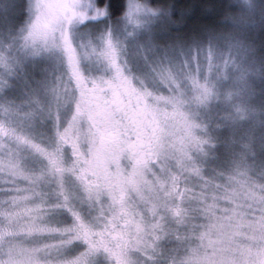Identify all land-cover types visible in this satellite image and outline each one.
I'll return each mask as SVG.
<instances>
[{"label": "snow or ice", "instance_id": "obj_1", "mask_svg": "<svg viewBox=\"0 0 264 264\" xmlns=\"http://www.w3.org/2000/svg\"><path fill=\"white\" fill-rule=\"evenodd\" d=\"M114 11L123 12L133 38L161 15L147 0H116L111 7L95 0H30L28 23L0 47V92L21 67L15 52L55 53L63 66L56 84L45 88L54 109L38 93L21 104L0 103V241L24 235L40 242L29 264L54 256L59 264H94L101 256L109 264H134L133 254L156 264L161 241L173 238L177 252L198 243L197 264H264V181L246 172L205 177L195 162L210 138L186 108L207 106L217 96L213 50L181 48L149 61L144 53L154 51L140 45L150 71L133 75L122 55L125 42L112 31L98 43L73 39L74 26ZM85 61L102 63L106 74L86 75ZM231 101L228 93L225 103ZM69 104L70 118L62 121ZM233 108L240 120L249 118L247 105ZM45 119L52 121L51 135L35 131ZM123 160L130 164L122 166ZM152 165L159 175L146 179ZM76 201L94 214L86 219ZM53 209L70 222L53 223ZM240 229L250 243L237 254L232 245ZM76 245L83 250L68 255ZM15 252L13 246L9 264Z\"/></svg>", "mask_w": 264, "mask_h": 264}, {"label": "clouds", "instance_id": "obj_2", "mask_svg": "<svg viewBox=\"0 0 264 264\" xmlns=\"http://www.w3.org/2000/svg\"><path fill=\"white\" fill-rule=\"evenodd\" d=\"M147 3L161 9V15L150 23L167 19L174 32L181 33L189 21L186 13L190 10L199 21V31L167 39L151 37L142 44L145 49L151 48L154 52L159 49L163 53L190 47L211 48L215 54L220 75L213 78L217 96L209 103L221 101L222 104H229L231 111L225 115L217 114L206 122L204 119L197 120V116L198 109L207 106L193 103L186 108L190 117L207 129L204 135L210 138V144L205 146L206 154L195 157L202 174L205 177H216L218 174L227 177L246 172L253 179L264 181V96L259 107L246 103V94L253 87H260L264 93V78L258 84L254 79L256 70L264 69V0H191L190 4H181L177 0H156L154 5L147 0ZM139 54H142L141 50ZM122 55H128L125 47ZM228 93H232V101L225 103ZM237 103L247 104L251 110L247 123L243 125L238 123V114L233 108ZM51 104L54 109V98ZM156 175H159L158 166H150L146 179H155ZM240 232L232 245L237 254L243 245L250 243L244 230L240 229ZM170 241V248L157 251L156 264H180L181 260L197 264L199 257L193 250L198 248V243L184 244L177 252L178 242L175 238ZM13 246L16 252L12 264H29V255L42 244L24 235L11 242L0 241V264H9V250ZM41 264H59V261L55 256L51 259L42 257ZM237 264L241 261L238 260Z\"/></svg>", "mask_w": 264, "mask_h": 264}, {"label": "rangeland", "instance_id": "obj_3", "mask_svg": "<svg viewBox=\"0 0 264 264\" xmlns=\"http://www.w3.org/2000/svg\"><path fill=\"white\" fill-rule=\"evenodd\" d=\"M14 0H0V10L8 13L12 9ZM87 2V0H85ZM96 3V0H95ZM30 15V14H29ZM29 21V20H28ZM186 30L185 28L181 33H175L170 23L167 19H161L155 23H148L144 27L138 29L133 37H127L125 31V23L123 20L113 22L108 18V15L102 16L96 19H89L82 24H78L73 28V39L79 43L87 44L89 40L93 43L99 42V37L108 31H112L115 37H118L125 42V51L128 53L124 58L129 62V67L132 70L133 75H141L150 71L147 64L142 58L140 53V45L145 44L147 40L151 37L157 39H167L177 34L189 35L194 31H199V26L195 23L191 24ZM128 30L131 31L130 26ZM15 35L1 37L0 36V47L12 43V38ZM161 53L159 49L154 53H147L145 55L149 56V61L155 60L157 54ZM15 55L21 60V67L17 70L15 76L10 77V87L6 88L3 92H0V103L6 101H12L16 104H21L27 99L30 93H38L40 98L45 102H49L51 97L46 95L45 88L52 87L56 84L57 77L63 72V66L60 62L58 54L55 53H42L39 56H25L23 51L15 52ZM82 69L86 75L90 76H101L106 74V68L102 63H97L95 61L89 62L85 61L82 64ZM257 75L254 78L259 83L261 78H264V69L258 68ZM246 103L259 107L261 104L262 96L264 93L261 92L260 87H253L249 92H247ZM247 105L244 103H240ZM248 106V105H247ZM249 107V106H248ZM231 111V106L229 104H222L221 101L210 102L206 108L198 109L199 115L197 120L204 119L206 122L215 115H225ZM71 115V104L67 105L61 111L62 121L70 118ZM248 119L238 121L239 124L243 125L247 123ZM35 131L38 134L51 135L52 133V121L45 119L43 122L37 120L35 125ZM105 151H108L107 145L105 146ZM30 166L38 167V164L29 159L27 161ZM130 161L123 160L122 166L127 167ZM216 167V165H212ZM207 167L205 171H207ZM80 212L87 219L94 214V210L89 207L87 203L80 204L76 201ZM49 219L53 223L70 222V217L63 211L59 209H53L52 214ZM172 246V241L167 239L161 241V249H167ZM83 250L82 245H76L72 249H69L68 255H76L79 251ZM134 264H146L145 257L133 254ZM94 264H109L107 258L101 256L94 258Z\"/></svg>", "mask_w": 264, "mask_h": 264}, {"label": "trees", "instance_id": "obj_4", "mask_svg": "<svg viewBox=\"0 0 264 264\" xmlns=\"http://www.w3.org/2000/svg\"><path fill=\"white\" fill-rule=\"evenodd\" d=\"M116 2V0H96V4L98 6H103L104 3H107L109 7ZM121 2H124V0H121ZM126 2V0H125ZM178 3L184 4V3H191V0H177ZM12 9L8 11V13H5L0 10V36L6 37L14 34L17 36L19 34V31L22 27H24L29 20V5L30 0H14ZM151 4H155L156 0H150ZM123 12L121 11H114L110 12L108 15V18L113 21L117 22L120 20V17H122ZM189 17V21L186 25H184V28L188 30L187 28L195 23L197 26H199V21L195 19V17L192 16L191 11L189 10L188 13H186Z\"/></svg>", "mask_w": 264, "mask_h": 264}]
</instances>
